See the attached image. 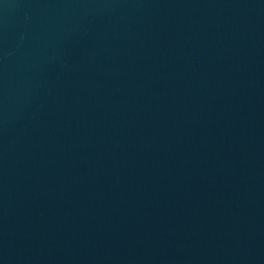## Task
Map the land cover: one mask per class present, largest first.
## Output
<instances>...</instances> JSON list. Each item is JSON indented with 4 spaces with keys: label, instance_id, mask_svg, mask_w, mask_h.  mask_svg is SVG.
Instances as JSON below:
<instances>
[{
    "label": "water",
    "instance_id": "95a60500",
    "mask_svg": "<svg viewBox=\"0 0 264 264\" xmlns=\"http://www.w3.org/2000/svg\"><path fill=\"white\" fill-rule=\"evenodd\" d=\"M0 264H264V0H0Z\"/></svg>",
    "mask_w": 264,
    "mask_h": 264
}]
</instances>
